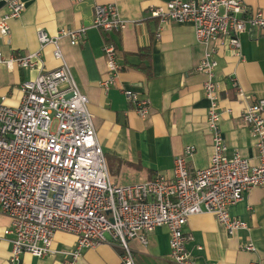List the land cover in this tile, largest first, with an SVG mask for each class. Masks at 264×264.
I'll use <instances>...</instances> for the list:
<instances>
[{
    "label": "built area",
    "instance_id": "built-area-1",
    "mask_svg": "<svg viewBox=\"0 0 264 264\" xmlns=\"http://www.w3.org/2000/svg\"><path fill=\"white\" fill-rule=\"evenodd\" d=\"M0 2L7 8L0 17V34L7 35L8 19L20 17L25 5L21 0ZM149 10L161 23L193 24L195 42L201 47L196 70L206 76L203 93L208 100L206 122L212 146L208 164L190 170L187 157L194 148L186 146L173 159L172 177L157 174L144 182L113 183L88 97L79 91L59 46L62 39L71 45L83 42L87 27H63L54 35L37 30L38 51L8 58L0 51V65L10 70L35 67L46 45L53 46V56L61 61L57 68L41 70L23 82L17 104L10 105L6 96H0V213L9 220L3 237L10 246V264H20L24 253L37 257L60 253V264H75L86 249L100 244L119 249V264H135L129 243L137 240L146 246L148 234L157 226L167 228L168 259L173 264H196L185 245L191 239L184 232L190 216L211 214L229 235L247 229L246 222L228 209L248 189L264 186V98L246 103L239 112L241 123L255 139L258 162L251 164L238 153L229 156L219 127L216 52L218 43L226 39L228 51L242 59L239 35L257 31L264 36V15L244 0H169ZM126 23L114 4H94L92 26L103 34L121 30ZM102 50L108 74L101 85L106 90L120 65L113 43L105 41ZM233 86L242 97L244 91L236 79ZM123 93L145 118L148 99L132 89ZM58 232L74 237L71 248H53ZM243 249L254 251L255 246L248 242Z\"/></svg>",
    "mask_w": 264,
    "mask_h": 264
},
{
    "label": "crops",
    "instance_id": "crops-1",
    "mask_svg": "<svg viewBox=\"0 0 264 264\" xmlns=\"http://www.w3.org/2000/svg\"><path fill=\"white\" fill-rule=\"evenodd\" d=\"M21 1L25 7L20 17L8 19V34H0L4 58L38 51L39 29L54 35L63 27H87L83 42L71 45L62 39L59 46L79 91L88 97L96 137L113 183L144 182L157 174L172 177L173 159L186 146L194 148L187 157L190 170L208 164L212 146L206 122L208 100L203 93L206 76L196 70L201 47L195 42L193 24L161 23L149 10L150 6L169 0ZM244 2L264 15V0ZM96 3L114 4L120 18L127 22L125 28L108 32L117 44L121 69L106 90L101 85L108 74L102 50L105 35L92 26ZM6 13V6L0 2V17ZM239 40L242 59L228 51L226 39L217 46L215 82L220 95L219 127L227 154L238 153L256 164L255 139L241 123L239 112L246 103L264 98V36L257 31L243 32ZM39 57L33 68L16 66L10 70L0 65V96H6V103L17 104L23 82L61 63L53 56L52 45L40 49ZM233 79L243 89L242 97L238 96ZM123 89H132L148 99L149 113L145 118L126 100ZM228 210L230 215L245 221L247 229L229 235L213 215L206 213L187 219L184 232L191 239L185 245L195 256L196 264H264V186L248 189ZM8 223V218L0 213V264H10V246L3 237ZM168 240L167 228L157 226L148 234L146 246L142 247L137 240L131 244L141 253L170 261ZM248 242L254 244V251L243 249ZM73 243V236L58 232L53 248L66 250ZM197 246L202 249L198 250ZM62 257L60 253L45 257L24 253L20 264H60ZM119 263L118 249L100 244L86 249L75 264Z\"/></svg>",
    "mask_w": 264,
    "mask_h": 264
},
{
    "label": "rangeland",
    "instance_id": "rangeland-1",
    "mask_svg": "<svg viewBox=\"0 0 264 264\" xmlns=\"http://www.w3.org/2000/svg\"><path fill=\"white\" fill-rule=\"evenodd\" d=\"M129 244H130L131 249L133 250L132 254H133V259H134L135 264H173L168 260L162 259V257L159 258V257L151 256L149 254L141 253L138 250H135L133 248L131 242ZM140 245L142 247H144V245H142V244H140Z\"/></svg>",
    "mask_w": 264,
    "mask_h": 264
},
{
    "label": "trees",
    "instance_id": "trees-1",
    "mask_svg": "<svg viewBox=\"0 0 264 264\" xmlns=\"http://www.w3.org/2000/svg\"><path fill=\"white\" fill-rule=\"evenodd\" d=\"M104 35H105V41L113 43L114 46H115V48L118 51L117 44L115 43V41L111 37H109V33H106ZM142 68L146 70L147 69V66H143ZM120 69H121V67H120ZM118 252H120L119 249H118Z\"/></svg>",
    "mask_w": 264,
    "mask_h": 264
}]
</instances>
